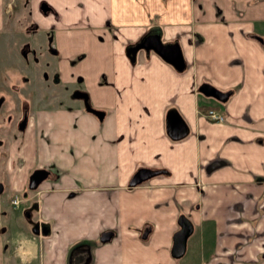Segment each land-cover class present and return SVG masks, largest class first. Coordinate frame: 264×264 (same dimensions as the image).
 I'll return each instance as SVG.
<instances>
[{"label": "crops", "instance_id": "obj_1", "mask_svg": "<svg viewBox=\"0 0 264 264\" xmlns=\"http://www.w3.org/2000/svg\"><path fill=\"white\" fill-rule=\"evenodd\" d=\"M40 1L32 16L55 32L63 78L89 85L77 95L102 113L83 101L31 117L11 169L51 173L25 208L26 238L12 244L0 211V264H264V0H46L44 12ZM148 33L177 44L184 67L148 42L131 61L125 46ZM203 81L230 90L226 101ZM214 106L224 120L205 114ZM172 109L182 136L168 132ZM140 166L160 172L131 185ZM181 213L194 229L175 257ZM104 229L114 234L100 241Z\"/></svg>", "mask_w": 264, "mask_h": 264}, {"label": "rangeland", "instance_id": "obj_2", "mask_svg": "<svg viewBox=\"0 0 264 264\" xmlns=\"http://www.w3.org/2000/svg\"><path fill=\"white\" fill-rule=\"evenodd\" d=\"M12 22L10 20L3 21L1 27L2 33L0 35V94L5 98H9L13 104L32 107L33 112L31 117L38 112L48 111V109H56L65 107L71 108L76 104L83 105V98L78 97L75 89H89V85L81 83L76 78H63L61 66L59 65L61 53L56 49L58 43L55 39L56 34L48 29H42V22L38 21L35 16H30L33 13L31 8L26 4V0H12ZM85 3L80 14L83 17H93L97 5ZM111 6V3L109 7ZM107 8L104 7L103 11ZM71 13H75L74 9ZM78 15V14H77ZM102 16V15H97ZM126 51V48H124ZM127 56L131 61L135 60L126 51ZM102 66L107 63L108 57L104 55ZM136 58V55H135ZM106 60V64H105ZM105 64V65H104ZM110 66V64L108 65ZM82 80V79H81ZM83 81V80H82ZM80 102V103H77ZM57 108V109H58ZM65 121H62L61 126ZM60 126V128H61ZM18 150L22 147V142L19 144ZM12 155V154H11ZM13 159V158H12ZM20 163L22 160H18ZM16 159L12 161L14 165L18 162ZM0 171L4 172L3 166H6L4 160L1 161ZM9 165V163L7 162ZM13 165V166H14ZM11 176L7 175V183L15 185L10 189L9 193L0 192V209L2 212V222H5L7 232L13 234V243L22 240L21 237L25 236L28 232H32L28 215L25 211L26 206L36 209L38 202L37 198L32 197L31 191L26 195L25 188L22 189L24 183L21 182L22 178L12 170ZM14 173H13V172ZM13 174V175H12ZM14 177V181L10 183V179ZM8 194V195H7ZM16 194L20 197L19 204L11 203L13 195ZM12 214L13 217L10 216ZM9 221H7V220ZM21 236V237H20ZM14 246V245H13ZM12 246V247H13ZM8 250H11L7 245ZM14 248V247H13ZM220 256L216 259L224 258L227 256L220 250ZM234 256V255H233ZM18 258V254L15 255ZM33 261H26L20 264H42L39 257ZM19 260V259H18ZM14 264V263H11ZM177 264H235L234 262L214 261L206 262H182Z\"/></svg>", "mask_w": 264, "mask_h": 264}, {"label": "water", "instance_id": "obj_3", "mask_svg": "<svg viewBox=\"0 0 264 264\" xmlns=\"http://www.w3.org/2000/svg\"><path fill=\"white\" fill-rule=\"evenodd\" d=\"M46 9V7L44 6ZM148 43L157 50V52L163 54L167 60L175 63L178 66H182L184 64L183 54L181 49L177 46V44H166L162 41L156 33H152L147 36ZM200 89L205 92L206 95L214 96L221 101H226L228 94H230V90H222L218 88L217 85H212L209 82H201ZM87 97V93L84 95ZM97 114L102 113L101 109H94ZM169 115L167 117L166 126L168 128V132L172 137L182 136L187 133L188 126L184 123V120L181 118L180 114L173 109L169 111ZM49 170L46 168L37 167L34 169V172L31 174L30 178V188L36 189L38 187L39 181L46 178L49 174ZM160 170L157 168H150L140 166V168L130 177V184L135 185L140 183V181H145L149 179V177L153 176V174L159 173ZM145 229V228H144ZM193 221L183 213L180 214L179 217V227L174 232V236L172 237L173 245L171 253L175 257H181L183 252L187 249V237L193 232ZM149 233V229L146 228L143 232V236H147ZM114 232L111 230L104 229L100 236V241L109 240L112 238Z\"/></svg>", "mask_w": 264, "mask_h": 264}, {"label": "flooded vegetation", "instance_id": "obj_4", "mask_svg": "<svg viewBox=\"0 0 264 264\" xmlns=\"http://www.w3.org/2000/svg\"><path fill=\"white\" fill-rule=\"evenodd\" d=\"M26 4L29 6V8H31L30 9L31 11L32 10L31 0H26ZM40 5L43 12L49 11L51 9V5L46 0H41ZM44 6L46 7V9L44 8ZM12 7H13L12 0H0V35L2 33L1 27L3 26V21L6 22V20L8 19L10 20V22H12L13 20L12 15H10V13L12 12ZM150 34L152 33H148L147 36H149ZM77 94H80V91H77ZM88 99L89 97H84L83 98L84 103L87 106H89L90 109H94V107H92ZM10 101L11 100L9 98H5L4 95L0 94V163L3 159L6 164V166H3L4 172L0 171V192L3 193H9L10 189L15 187L14 184L10 186V184H8L6 180L8 174L11 176L10 174L11 170L8 171V169H11V166L13 165L12 163L13 159L11 158V153H13L14 149L15 150L18 149V147L20 146L19 144L21 142L23 146L24 139H26V136L29 132L28 129L32 127L31 126L32 124L31 114L33 112L32 107L30 108V106H26L25 104L19 106L17 104H13V102ZM21 148L22 147H20V149ZM7 162L9 163V165L7 164ZM37 167L46 168L43 165H41V163H37V165L25 169L26 173L25 176L22 178L21 182L24 183L22 189L25 188V184H26L27 188L24 192L26 195L29 194L30 190H32L31 194L34 191H37L41 186V183H43L42 181L50 176L51 170L48 169L50 171L48 176L39 181L40 183L38 184V187L36 189L30 188L29 181L31 178V174L34 172V169H36ZM0 168H1V164H0ZM13 178L14 177L10 179V183L14 181Z\"/></svg>", "mask_w": 264, "mask_h": 264}, {"label": "built area", "instance_id": "obj_5", "mask_svg": "<svg viewBox=\"0 0 264 264\" xmlns=\"http://www.w3.org/2000/svg\"><path fill=\"white\" fill-rule=\"evenodd\" d=\"M205 114L210 117L211 119H216L218 121H222L225 119V114L220 111L217 107H210L207 108L206 110H204ZM11 202L15 204H19L20 199L18 196H16V194L13 196V198L11 199Z\"/></svg>", "mask_w": 264, "mask_h": 264}, {"label": "trees", "instance_id": "obj_6", "mask_svg": "<svg viewBox=\"0 0 264 264\" xmlns=\"http://www.w3.org/2000/svg\"><path fill=\"white\" fill-rule=\"evenodd\" d=\"M145 43V41L143 42L142 40H138V41H136V42H134L133 44H128L127 46H125V48H126V51L128 52V54L131 56V58H132V60L133 59H135V48L137 47V46H142V44H144ZM184 66L182 65V66H179L178 68H183Z\"/></svg>", "mask_w": 264, "mask_h": 264}]
</instances>
